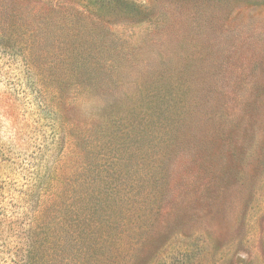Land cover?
<instances>
[{
	"label": "rangeland",
	"instance_id": "rangeland-1",
	"mask_svg": "<svg viewBox=\"0 0 264 264\" xmlns=\"http://www.w3.org/2000/svg\"><path fill=\"white\" fill-rule=\"evenodd\" d=\"M0 222V264H264V0H0Z\"/></svg>",
	"mask_w": 264,
	"mask_h": 264
},
{
	"label": "trees",
	"instance_id": "trees-1",
	"mask_svg": "<svg viewBox=\"0 0 264 264\" xmlns=\"http://www.w3.org/2000/svg\"><path fill=\"white\" fill-rule=\"evenodd\" d=\"M32 206V205H31ZM0 224H1V222H0Z\"/></svg>",
	"mask_w": 264,
	"mask_h": 264
}]
</instances>
